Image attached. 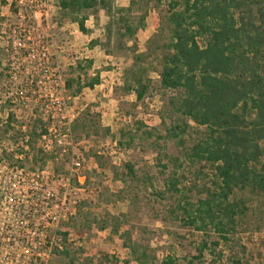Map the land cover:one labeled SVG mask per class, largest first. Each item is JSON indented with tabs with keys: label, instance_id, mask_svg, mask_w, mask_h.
<instances>
[{
	"label": "rangeland",
	"instance_id": "rangeland-1",
	"mask_svg": "<svg viewBox=\"0 0 264 264\" xmlns=\"http://www.w3.org/2000/svg\"><path fill=\"white\" fill-rule=\"evenodd\" d=\"M128 3L129 0H96L94 9L81 12L79 16L88 18L85 25L90 34L87 36L78 31L71 15L58 9L54 0H0V71L7 68L10 74L17 75L15 84L7 80L0 82V124L13 114V131L23 123L22 130L28 135L40 117L38 106L42 99L39 96L48 94L54 85L39 62L42 44L47 49V69L57 66L64 79L71 74L70 68L86 58L93 59L89 76L100 72V84L93 89L85 88L76 97L66 91L59 95V101L67 98L66 105L77 114L76 119L87 112L99 128L96 133L88 129V137L72 131L74 154L86 165L79 208L91 215L86 221L75 214L61 224L60 234L68 235L65 239L61 235L62 249L53 253L49 264H90L91 258L97 264L100 253L110 257L103 259L102 264H137L124 242L137 255L145 253L150 260L147 264H162L167 256L180 264L238 261L264 264V229L255 230L264 217L260 202L249 203L245 223L225 243L211 230L203 233L184 226L170 213L172 199L168 194L160 195L168 176L174 172L182 176L183 193L190 199L197 197L196 185L205 179L198 180L194 168L183 160L175 144L162 139L160 112L164 102L158 93L156 73L149 75V89L141 100H136L124 87V72L133 61L134 43L140 45V52L147 34L158 28L160 14L166 10L164 5L151 8L145 21L146 32L141 30L135 39H130L118 30L116 17V10ZM34 11L45 16L33 20L30 14ZM20 13L28 17L23 19ZM91 38L102 40L92 51L89 49ZM31 79L39 82L32 84ZM107 127L109 133L104 131ZM119 130L133 134L134 143L130 147L124 145L128 138L122 139ZM145 131H151L152 136L146 138L142 135ZM38 141L39 138L35 151L19 145L22 150L15 155L23 158L26 153H35L40 149ZM4 146L6 142L5 145L0 142V165L7 163L2 157ZM30 165L26 162L23 166L31 169ZM59 166L61 173L64 163L59 162ZM44 168L56 173L50 161ZM128 168L134 171L133 178L128 175ZM104 224L105 228L101 229ZM115 228L117 235L112 234ZM203 241H207V249L197 257ZM213 242L219 244L213 247ZM63 251L68 255L61 254Z\"/></svg>",
	"mask_w": 264,
	"mask_h": 264
},
{
	"label": "trees",
	"instance_id": "trees-1",
	"mask_svg": "<svg viewBox=\"0 0 264 264\" xmlns=\"http://www.w3.org/2000/svg\"><path fill=\"white\" fill-rule=\"evenodd\" d=\"M54 3L71 15L80 33L89 36L85 25L88 18L79 15L94 9L96 0ZM162 5L166 10L160 14L159 26L147 34L140 52V45L134 43L133 61L124 72V87L136 100H141L149 89V75L156 73L158 93L164 102L160 112L162 139L175 144L183 160L194 168L198 180L205 179L196 185L197 197L190 199L183 193L182 176L174 172L168 176L160 195L168 194L172 199L170 213L184 226L203 233L211 230L228 243L245 223L250 202H260L264 208V0H129L126 7L116 10L118 30L135 39L139 31L146 32L150 9ZM101 44L100 38H91L89 49ZM92 68V58L78 61L64 79L65 91L76 97L85 88L99 85L100 72L89 76ZM10 79L9 69L3 68L0 82H11ZM13 121L10 114L0 124V142L7 144L2 154L6 165L23 166L27 162L31 169H42L50 161L56 173H60V161L41 149L13 160L15 153L22 150L18 139L26 135L23 123L13 131ZM47 126L37 118L25 146L35 151L36 140ZM98 128L87 112L71 124V130L79 131L81 137L89 136L88 129L96 133ZM104 131L109 133L110 129ZM119 134L122 139L128 138L124 144L127 147L134 143L130 131L119 130ZM142 135L149 138L152 132ZM128 175L135 176L131 168ZM81 204L75 214L87 221L91 213L80 211ZM260 221L256 231L264 229V217ZM100 228L104 229L105 224ZM112 234L117 235L118 229H113ZM61 235L65 239L68 234ZM218 244L213 242L212 246ZM207 245V241L202 242L197 257L203 255ZM124 247L130 249L137 264L149 263L145 253L137 255L129 243L124 242ZM211 251L214 254V249ZM61 254L68 255L65 251ZM100 254L97 264L110 258ZM89 261L93 264V258ZM162 264L180 263L167 256Z\"/></svg>",
	"mask_w": 264,
	"mask_h": 264
},
{
	"label": "built area",
	"instance_id": "built-area-1",
	"mask_svg": "<svg viewBox=\"0 0 264 264\" xmlns=\"http://www.w3.org/2000/svg\"><path fill=\"white\" fill-rule=\"evenodd\" d=\"M19 16L26 19L27 15ZM30 16L38 21L45 13L34 11ZM45 47L40 48L39 62L54 85L39 96L42 103L37 102L39 118L48 124L38 142L43 153L64 163V170L0 165V264H49L54 250L62 249L61 224L75 215L84 191L86 165L74 154L71 130L77 114L66 105L67 98L58 100L60 93L65 94L64 78L57 66L47 69ZM10 80L15 84L17 75L11 73ZM28 139V135L20 137L18 145L26 149Z\"/></svg>",
	"mask_w": 264,
	"mask_h": 264
}]
</instances>
